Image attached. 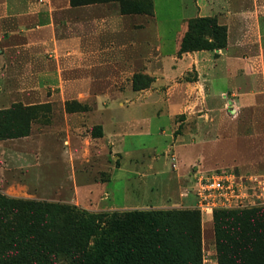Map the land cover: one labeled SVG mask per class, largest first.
<instances>
[{"label":"crops","instance_id":"1","mask_svg":"<svg viewBox=\"0 0 264 264\" xmlns=\"http://www.w3.org/2000/svg\"><path fill=\"white\" fill-rule=\"evenodd\" d=\"M151 1V25L127 28L124 24L127 17L110 12L108 4L72 6L69 0H0V46L5 44L0 47V63L5 62L3 55L11 47L8 41L18 38L25 41L21 48L34 64L31 73L20 78L19 90L23 99L35 93L33 97L41 100L23 104L49 102L41 97L46 87L58 89L63 106L67 101L92 103L89 111L64 112L66 138L58 141L59 145L67 143V149L76 152L87 144L88 152L92 148L109 149L116 157L125 158L132 156L126 151L127 138L143 131L145 121L164 113L173 126L177 114L188 113L197 105L199 111H204L199 118L216 121L213 128L221 137L215 136L214 140L226 141V136L232 142L235 137V142H243L251 156L264 160V0H163L160 7L165 21L170 23L162 30L154 0ZM175 12L178 19L172 17ZM205 17L215 18L226 26V47L179 54L188 21ZM243 53L252 55L242 56ZM47 54H53V61H44ZM1 68L7 69L8 65ZM139 72L151 78V83L147 88L135 90L132 77ZM188 74H192L191 79L186 78ZM28 87H33V91ZM227 97L234 107L231 116L216 110ZM147 107L151 112L144 111ZM94 127H100L101 136L91 135ZM172 131L173 127L166 153L172 150L173 157L178 159L179 150L185 146L181 144L183 138H175ZM44 132L40 127L36 135L0 141L1 159L4 161L7 156L14 160L6 145L19 140L24 142L28 158L38 157L46 148L42 140ZM242 133L252 135L240 138L238 135ZM200 142L207 144L201 136L197 144ZM257 159L238 160L234 164L245 170L257 165ZM229 163L233 164L232 160L211 165ZM46 164L37 161L22 168L28 173L31 168L32 173L39 174L37 179L41 182L40 173H44ZM122 169H114L111 180L105 184L74 186L72 195L97 188L107 199L110 196L107 186ZM193 171L188 173L190 178ZM5 175L12 176V171L0 167V176ZM73 180V175H69V182ZM121 207L124 208L112 204L103 209Z\"/></svg>","mask_w":264,"mask_h":264},{"label":"rangeland","instance_id":"2","mask_svg":"<svg viewBox=\"0 0 264 264\" xmlns=\"http://www.w3.org/2000/svg\"><path fill=\"white\" fill-rule=\"evenodd\" d=\"M97 1L100 4H108L111 9L110 12L127 17L124 19L126 20L124 24L127 28L134 25H140V27L151 25L152 14L122 13V10L131 11L140 8V5H125L121 7V1L128 0ZM162 1L154 0L160 30L170 23L165 21L166 17L163 8L160 7ZM143 6L145 7V5ZM172 17L178 19L179 14L175 12ZM142 19H145V21ZM176 23L179 24L178 21ZM24 43L25 41L22 39H10L8 45L11 47L2 58L5 62L0 63V111L9 110L15 105L32 107L29 112H22L19 109L15 111L13 109L11 116L16 120L20 117L23 119L29 116L28 119H31L29 124L30 134L36 135L37 129L43 127L45 132L42 135V140H45L44 145H46V148L44 153L38 154L37 152L38 157L32 155L28 158L22 140H19V142L12 141L7 144L6 147L13 155L14 160L6 156L3 161L1 159L2 152L0 151V167L11 170L12 176H0V193L14 199L72 204L89 212L113 211L103 209L104 206L112 204L119 207L124 206V208L117 209L118 211L170 208L198 210L201 220V264H218L212 221L213 212L211 214L202 213L195 207L197 199L192 192L191 178L188 173L196 167L199 171H211L221 168L234 169L241 175L264 174V160L260 161V157V160H258L257 155L251 156L250 150L244 149L246 146L243 142H235V137H233L232 142L226 136L224 137L229 142L214 140L215 136L217 138L221 137L215 134L213 128L216 121L214 122L212 118H199L198 116L203 114L204 111H199L200 107L197 105L193 106V109L189 110L188 113L177 114L174 118L173 126L166 120L164 113L159 117L150 118L149 122L145 121L142 125L143 131L135 136L128 137L126 140V151L132 153L129 158L116 157L117 155L112 154L109 149L92 148L88 152L87 144L82 145V148H79L76 152H74V149L68 150L67 143L63 144V142H60L59 145L58 142L66 138L64 112L70 113L72 110L89 111L92 108V103L78 104L67 101L63 106L58 96V89L46 87L42 90L41 97L49 102L33 105L23 104V101L25 103H36L41 100L40 97L38 98L39 100L33 97L35 93L29 94V97L25 99L20 95V78L28 76L31 73V66L34 65L33 63L31 64L30 57L21 48ZM2 46H5V44H1L0 47ZM52 55H45L44 61L46 63L53 61ZM251 55L250 53L242 54V56ZM5 64L8 65V68H1V65L5 66ZM255 73L258 74L256 71ZM136 75L139 76L136 81L137 86H146L150 78L140 72ZM188 75L186 78L191 79L192 74ZM28 88H31V91L34 89L33 87ZM228 99L229 97L223 100V104L217 107L216 110L224 111L231 116L233 115L234 107ZM148 109L149 107L144 111L151 112ZM172 127L173 136L175 138L177 136L182 137L181 144L185 146V148L179 150V160L173 157L172 150L166 153L169 147L168 136ZM94 131L95 127L91 129L92 136H95ZM85 135L83 133V136ZM251 135V133H242L238 136L245 138ZM200 136L206 139V145L202 144V142L199 145L197 144ZM209 139L210 141L208 142ZM63 146L67 150L63 149ZM261 153L262 151H260ZM251 158H256L258 164L252 167L248 166L245 170L234 164L235 161L246 162ZM1 160L3 163H1ZM220 160H232L233 164L211 165L215 162L218 163ZM37 161L47 163L43 167L45 169L44 173L42 171L40 173L41 182L37 179L39 174L32 173L31 168L29 173L22 168L28 163L33 164ZM260 162L262 163L260 164ZM176 166L178 169H176ZM119 167L123 169L117 172L114 180L107 186L110 190V196L107 199L100 195L97 188L93 192L82 190L78 196L72 195L71 189L74 186L89 187L90 185H101L109 182L113 175V170ZM175 170H178V172H173ZM71 174L74 180L69 182V175ZM62 181L65 182L62 183ZM184 193H187L188 197L182 198ZM257 207L262 208L264 206Z\"/></svg>","mask_w":264,"mask_h":264},{"label":"trees","instance_id":"3","mask_svg":"<svg viewBox=\"0 0 264 264\" xmlns=\"http://www.w3.org/2000/svg\"><path fill=\"white\" fill-rule=\"evenodd\" d=\"M72 6L97 0H69ZM131 11L152 14L151 0ZM145 5V7L143 6ZM226 26L215 18L188 21L179 54L226 47ZM138 75L133 76V88ZM0 111V140L30 134L28 117ZM26 116V115H25ZM95 135L101 136L100 127ZM218 264H264V207L215 209L212 214ZM199 211L181 209L89 212L72 204L9 198L0 193V264H201Z\"/></svg>","mask_w":264,"mask_h":264},{"label":"built area","instance_id":"4","mask_svg":"<svg viewBox=\"0 0 264 264\" xmlns=\"http://www.w3.org/2000/svg\"><path fill=\"white\" fill-rule=\"evenodd\" d=\"M191 183L197 199L195 207L202 213L264 206V175H241L234 169L199 171L195 168ZM182 195L186 197L187 193Z\"/></svg>","mask_w":264,"mask_h":264}]
</instances>
